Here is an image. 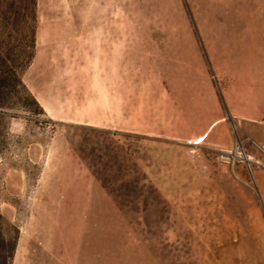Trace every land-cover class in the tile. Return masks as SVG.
<instances>
[{"label":"rangeland","instance_id":"rangeland-1","mask_svg":"<svg viewBox=\"0 0 264 264\" xmlns=\"http://www.w3.org/2000/svg\"><path fill=\"white\" fill-rule=\"evenodd\" d=\"M189 1L198 8L201 0H0V216L9 230L17 231L10 264L83 261L77 251L80 213H42L41 204L46 191L55 193L52 181L76 162L89 169L159 264H264V206L255 196L240 143L250 146L263 167L264 154L231 121L228 149L203 141L205 136L186 144L52 121L7 74L13 70L30 93L33 68L48 58L58 64L55 76L61 82L63 67L78 65L77 52H64L61 43L54 53L37 51V27L52 34L69 28L77 34L78 19L111 8L122 39L134 37L135 61L145 58V30L159 34L168 78L177 34L173 21L180 3L182 16H188ZM207 1V14L214 18L229 11L228 5L235 18L255 17L257 11L264 18V0ZM32 35V58L26 63ZM167 85L168 103L191 105L188 91L177 100ZM199 104L210 107L207 101ZM217 129L214 123L209 137ZM214 142L225 141L217 136Z\"/></svg>","mask_w":264,"mask_h":264},{"label":"crops","instance_id":"crops-1","mask_svg":"<svg viewBox=\"0 0 264 264\" xmlns=\"http://www.w3.org/2000/svg\"><path fill=\"white\" fill-rule=\"evenodd\" d=\"M188 6L189 14L183 17L180 3L179 17L173 21L177 34L168 78L165 42L160 41L159 34L145 30V45L141 47L145 58L135 61L134 37L125 35L122 39L111 8L93 18L78 19L77 34L69 28L52 34L37 27V51L54 53L61 43L64 52H77L79 62L63 67L61 82L55 76L58 64L54 59L37 64L28 88L31 96L52 121L186 144L205 136L203 141L209 139L211 145L224 149L233 143L228 132L231 121L237 132L264 154L261 12L257 11L255 17L235 18L228 5L229 11H221L220 18H214L208 15L207 0H201L198 8H193L190 1ZM238 63L242 66L237 69ZM135 66H141L144 72L137 73ZM166 84L176 91L173 95L177 100L188 91L193 98L191 105L168 103ZM201 101H207L210 107L199 106ZM214 123L218 129L209 137L207 131ZM217 136L224 138L222 145L214 142ZM240 144L255 196L264 206L263 163L250 146ZM51 184L55 193L46 191L42 213H80L77 251L84 258L76 264H159L81 162Z\"/></svg>","mask_w":264,"mask_h":264},{"label":"trees","instance_id":"trees-1","mask_svg":"<svg viewBox=\"0 0 264 264\" xmlns=\"http://www.w3.org/2000/svg\"><path fill=\"white\" fill-rule=\"evenodd\" d=\"M32 21L34 22L33 14H32ZM32 50H33V35L31 36L30 51L28 52L29 55L27 56L26 63H29L30 59L32 58ZM7 74L9 77H13L16 79V81L18 82V86L24 89V91L26 92L28 96V99L31 101V103L34 106L38 108L37 103L35 102L34 98L30 95V93L26 91V89L22 85L17 74H15L13 70L12 71L10 70L9 73ZM1 90H2V86H0V99L4 95L3 91ZM218 97L220 100L219 95ZM0 108H3L1 104H0ZM16 232L17 231L13 228L9 230V226L2 220L0 216V264H10V261L13 256L14 248H15Z\"/></svg>","mask_w":264,"mask_h":264},{"label":"water","instance_id":"water-1","mask_svg":"<svg viewBox=\"0 0 264 264\" xmlns=\"http://www.w3.org/2000/svg\"><path fill=\"white\" fill-rule=\"evenodd\" d=\"M244 161H246L245 159H243Z\"/></svg>","mask_w":264,"mask_h":264}]
</instances>
